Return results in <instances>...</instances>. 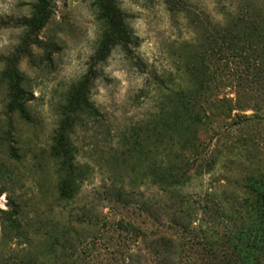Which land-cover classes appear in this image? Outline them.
<instances>
[{
  "label": "rangeland",
  "instance_id": "obj_1",
  "mask_svg": "<svg viewBox=\"0 0 264 264\" xmlns=\"http://www.w3.org/2000/svg\"><path fill=\"white\" fill-rule=\"evenodd\" d=\"M231 2L50 0L37 29L39 0H0V209L17 202L32 236L10 240L0 223V264H26L31 254L34 264H247L249 255L264 264V220L246 185L264 173V99L243 124L206 126L210 150L221 153L214 170L171 189L153 173L171 166L179 147L161 131V97L175 100L173 90L196 87L218 65L229 79L210 80V91L237 94L233 64L213 59L216 23L231 26L226 15L248 3ZM248 6L264 14V0ZM13 71L23 76L29 120L8 110ZM85 90L101 115H80L68 135L81 178L75 197L62 199L57 131L73 94ZM0 215L9 226L13 215ZM65 234L74 246L57 243Z\"/></svg>",
  "mask_w": 264,
  "mask_h": 264
},
{
  "label": "trees",
  "instance_id": "obj_2",
  "mask_svg": "<svg viewBox=\"0 0 264 264\" xmlns=\"http://www.w3.org/2000/svg\"><path fill=\"white\" fill-rule=\"evenodd\" d=\"M222 0H219L221 3ZM232 0L231 3H234ZM239 1V0H238ZM242 2V0H241ZM245 2V0H244ZM247 5L243 9L235 7L230 10L229 15L233 20L231 26L224 27L221 23L217 24L215 37V52L213 59L220 64L226 58L228 62L233 64L231 72L228 76H232L237 81L236 96L234 98L221 96L220 92L215 95L210 91L209 81H218L223 83L228 77L219 76L224 74L223 67L217 68V72L210 75V79L200 78L197 86H191L188 82L183 84L179 89L173 90L176 99L165 96L160 99V107L163 119L164 135L168 137L171 145L178 144V150L174 154V161L171 166L165 170H154L153 173L157 177V181L166 189L175 188L179 185L188 183L194 175H198L202 170L209 172L214 170L218 163L221 153L213 154L210 150L209 136L206 134V126L210 123H218L219 121H228L235 117L238 124H243L248 119L256 117L258 111L262 108L259 104V98L264 99V29L262 22L264 14L253 12L248 6L252 0H247ZM50 0H39L35 15L30 21V25L40 29L50 16ZM249 7V8H248ZM123 35L126 42H132L129 32H119L117 36ZM224 53H227L225 56ZM217 56H219L217 58ZM218 60V61H217ZM225 75V74H224ZM12 80L10 81L11 101L8 110L11 112H19L26 120L30 119V113L26 107V90L22 86L23 76L18 71L12 72ZM89 90L75 92L70 99L68 105L65 106L64 114L58 133V143L54 147V154L67 171L65 177L59 187V194L62 199H72L77 194L79 188L75 178H81L77 163L75 162V148H73L68 135L74 129L80 115L85 114L87 118L98 119L101 115L98 107L89 100ZM214 96V97H213ZM212 106L214 110L209 111ZM247 109H252V114L242 113ZM233 111H236L233 113ZM258 113V114H257ZM218 134L220 128L215 126L212 128ZM160 131V135H161ZM223 131V130H222ZM220 132L218 135H222ZM212 139V138H211ZM239 141V138H237ZM247 187L257 196L258 206H260V214L264 220V173L252 175L248 178ZM16 208L14 211L0 209L4 214L13 215L10 225L7 226L4 216L0 215V223L2 225V236H7L10 240L18 239L20 242L32 241V236L28 229L23 228L22 216L17 202L14 203ZM61 241L63 242H60ZM57 243L62 246H74V240L65 234L57 238ZM257 246V245H256ZM264 251V240L259 238V253ZM252 257V259H251ZM249 255L247 264H258L259 260L256 255ZM38 258L34 254L29 255L26 264L36 263ZM46 263L45 260H41ZM254 262V263H253ZM75 264V262H74Z\"/></svg>",
  "mask_w": 264,
  "mask_h": 264
}]
</instances>
